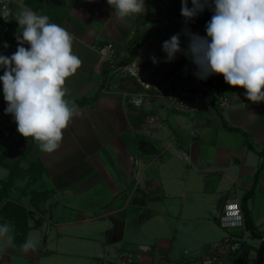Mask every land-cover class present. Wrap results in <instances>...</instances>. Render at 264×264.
<instances>
[{
	"label": "crops",
	"instance_id": "crops-1",
	"mask_svg": "<svg viewBox=\"0 0 264 264\" xmlns=\"http://www.w3.org/2000/svg\"><path fill=\"white\" fill-rule=\"evenodd\" d=\"M21 5L74 34L73 50L83 65L66 87L80 114L64 131L60 148L42 152L32 138L17 132L15 122L8 124L14 119L4 112L0 82V120L17 136L0 146V156L21 141L0 163L8 169L0 180L14 172L4 201L12 203L7 208L11 218L28 227L24 241L17 242L14 225L0 215V224L10 223L14 234L13 244L0 251V264H43L41 258L58 253L71 262L86 257L95 262L92 250L118 263L130 256V264H163L178 260L183 250L196 255L208 246H216L226 264H255L264 241V102L248 101L245 90L228 85L222 75H216L220 91L231 99V108L223 113L180 114L155 96L135 107L121 94L100 92L108 70L96 47L112 43L120 48L137 33L162 42L180 33L186 50L189 40L183 30L192 32V20L161 19L157 0H145V12L124 20L113 16L107 0H13L12 29L0 40L2 55L10 56L18 47L15 14ZM205 27L198 24L199 35L206 36ZM176 57L196 67L183 52ZM109 81L119 92L139 89L129 76ZM259 169L247 206L261 237H252L244 227L235 229L234 240L224 245L228 234L219 225L222 206L230 199L240 202ZM54 232L61 236L56 244ZM28 239L37 246L26 254L20 246Z\"/></svg>",
	"mask_w": 264,
	"mask_h": 264
},
{
	"label": "clouds",
	"instance_id": "clouds-1",
	"mask_svg": "<svg viewBox=\"0 0 264 264\" xmlns=\"http://www.w3.org/2000/svg\"><path fill=\"white\" fill-rule=\"evenodd\" d=\"M113 16L124 20L145 12V0H107ZM181 0V15L193 20L210 4L213 15L206 24V36L183 30L188 37L187 49L181 48L180 33L162 44L165 63L183 52L191 58L201 80L222 75L225 83L245 90L248 101L264 102V0ZM19 25L18 47L10 56L0 54V82L3 85L4 112L11 115L17 132L32 138L39 149L53 153L60 148L63 133L72 119L79 115L78 105L68 99L66 81L82 67L75 54V36L48 15L37 14L21 5L16 12ZM6 19V16H0ZM27 44L28 47L24 45ZM9 45L4 44L7 48ZM152 62L158 63L155 56ZM138 65V61L136 67ZM138 70V67H137ZM14 242L10 223L0 224V251ZM36 242L26 240L21 251L36 249Z\"/></svg>",
	"mask_w": 264,
	"mask_h": 264
},
{
	"label": "built area",
	"instance_id": "built-area-1",
	"mask_svg": "<svg viewBox=\"0 0 264 264\" xmlns=\"http://www.w3.org/2000/svg\"><path fill=\"white\" fill-rule=\"evenodd\" d=\"M12 3L13 0H0V16H6V19L0 17V40L12 29L14 18L11 10ZM128 46L129 44H125L119 48L115 44L107 43L95 48L102 68L106 67L108 70V74L104 76V85L100 89L101 93L121 94L135 107L142 106L146 98L152 96L162 97L169 109L180 114L194 115L202 110L223 113L231 108V99L220 91L216 75H211L204 80L198 79L194 75L197 68L191 64H183L179 71L170 77L160 89L155 88L137 70L141 62V54L137 53V47L136 53L131 57ZM137 61L138 65L136 67ZM124 76L134 78L139 85V89L135 92H119L115 86H110L109 79L111 77ZM219 225L228 234L224 238L223 244L229 245L234 240L233 231L245 227L238 199H230L223 204L219 215ZM177 259L163 264H190L193 261L200 264H226L216 246H208L196 255L183 252ZM132 262L133 258L130 256L122 258L120 263L102 257L98 259L97 264H130Z\"/></svg>",
	"mask_w": 264,
	"mask_h": 264
},
{
	"label": "trees",
	"instance_id": "trees-1",
	"mask_svg": "<svg viewBox=\"0 0 264 264\" xmlns=\"http://www.w3.org/2000/svg\"><path fill=\"white\" fill-rule=\"evenodd\" d=\"M159 1L161 3L162 7H164V9L166 11V16L163 17L164 11L162 10L161 7L157 8V15L161 19L169 17V16H172V17L182 16L181 15V6H182L181 5V0H159ZM188 7L189 8L192 7L191 0H188ZM212 15H213V11H212V6L210 4L208 7H206L204 9L203 12L198 13L197 16L192 20V32L193 33H199L198 24L199 23L207 24L210 21ZM154 16L155 15L152 14L150 16L142 18V20L143 21H147L150 18L152 19V17H154ZM137 41H138V33L129 42L128 52L130 53L131 57L136 53V47L137 46H135V45L137 44ZM20 142L21 141H18L15 144L10 145L3 152V154H1L0 163H2L3 159H5L7 154L10 151H12L13 149H15L16 146H18L20 144ZM248 146H249V144H248ZM259 172H260V169L255 173L254 180H253V185H252L251 190L249 192H247L241 198V201H240V207H241V211H242V214H243V217H244L245 229L254 238H259L261 236L255 232V226H254L250 211L248 210L247 201L252 196V193L254 192ZM13 177H14V172H13V169H12L10 174H9V176H8V178L6 180H0V215L3 214V215H5V217L6 216L8 217L6 219L9 220V222H11L14 225V227H15V241L22 243V241H24L25 236H26V234L28 232V227H27L26 223L20 222V221H14L11 218L12 216L9 215L10 212L8 211L7 208L9 206H12V203L9 202V201H4L6 199V197H7V192L12 187ZM262 264H264V253H263V263Z\"/></svg>",
	"mask_w": 264,
	"mask_h": 264
},
{
	"label": "water",
	"instance_id": "water-1",
	"mask_svg": "<svg viewBox=\"0 0 264 264\" xmlns=\"http://www.w3.org/2000/svg\"><path fill=\"white\" fill-rule=\"evenodd\" d=\"M157 3L161 6L159 0ZM162 7V6H161ZM164 16H166V11L164 7ZM159 18H157L158 20ZM162 40L157 36L145 34L141 37L138 34L137 41V53L141 54V62L138 68V71L141 75L145 76V79L152 83L155 88L160 89L165 82H167L170 77H172L178 69H180L183 63L178 60L176 57L173 61L165 63L166 53L162 50ZM155 56L158 60V63H153L151 57ZM263 253H264V241L261 242V245L258 250V258L255 264L263 263Z\"/></svg>",
	"mask_w": 264,
	"mask_h": 264
},
{
	"label": "rangeland",
	"instance_id": "rangeland-1",
	"mask_svg": "<svg viewBox=\"0 0 264 264\" xmlns=\"http://www.w3.org/2000/svg\"><path fill=\"white\" fill-rule=\"evenodd\" d=\"M179 71V69H178ZM9 122H11V124L14 123V120H9L8 121V124ZM3 121L0 120V146H2L6 141V139H8V144L14 142L16 139H17V136L14 134V131L10 130V128H5L3 125H2ZM16 169L18 168L17 166L15 167ZM8 174V169H3V168H0V177L1 176H4L5 174ZM44 235L46 236V231H44ZM60 237L61 236H56L55 232L53 234V236H51L52 238V241L56 244L57 242L60 241ZM51 239H49L50 241ZM48 241V242H49ZM61 245V244H60ZM63 247L66 249V250H71L70 246L67 247V246H64ZM87 250V248H86ZM87 252V251H86ZM98 252L99 250H92V254L96 257V260L95 262L93 261L92 258L90 257H86L84 258L85 259V262L84 260L82 259V262L79 261H74L78 264H97V261L98 259H100V257L102 258H108L107 255L105 254H102L101 256H97L98 255ZM183 252H188V250H183L182 251V254ZM61 254L58 253L57 254V257L56 258H41V260H44L43 261V264H50V263H53V264H73L74 262H71L72 259H69V258H60ZM80 259V258H77V260Z\"/></svg>",
	"mask_w": 264,
	"mask_h": 264
}]
</instances>
